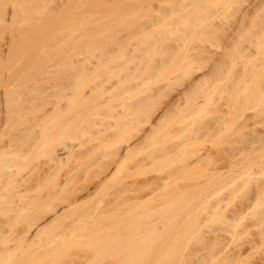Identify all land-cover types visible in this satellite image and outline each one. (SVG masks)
I'll list each match as a JSON object with an SVG mask.
<instances>
[{"label":"rangeland","instance_id":"374dc122","mask_svg":"<svg viewBox=\"0 0 264 264\" xmlns=\"http://www.w3.org/2000/svg\"><path fill=\"white\" fill-rule=\"evenodd\" d=\"M99 1L102 0H92L91 8L95 16L93 17L94 19L98 17V20H95L88 30L84 27L75 28L76 30L62 28L58 31L48 28L32 34L38 57L45 59L48 53L50 57L47 63L52 57L50 66L46 65V68V60L39 58L37 59L41 60L40 62L35 61V58L29 61L31 64L29 69L34 65L37 69L30 71L25 75L27 77H24L26 80L28 78L26 81L28 93L31 94L32 91L33 94L35 90H38L37 94L35 93L32 98L28 94L29 100L27 99V103L23 104L24 113L22 114L21 111V116H18L20 107H12L9 120L13 112L17 110L14 117L0 125L2 126L0 128H4L10 135L1 129L0 141L6 143L7 138L11 140L14 138L15 146L17 142L24 143L26 137L23 132H26L28 125L25 124L27 123L25 119L30 118L31 114L40 113L38 104L48 92L51 93L52 88L44 93L40 90L42 91L44 87L46 89L49 81L55 77L52 76L53 74L57 73L58 78L59 74L67 75L79 69L78 72H81L80 75L82 74V78L85 77V79L81 80L82 84H78V91L82 89L86 91L91 85L90 79L95 76H122L124 82L121 86L126 90H123L125 93L122 91L124 96L121 92L122 95L118 98L121 94L118 90L119 95L112 99L120 101L119 104L121 100H126V102L122 101L125 104L133 99L131 103L134 102L136 105H132V108H135L138 103L134 100L139 99V106L136 107L141 108L136 109L140 113L138 118L141 120L143 113L145 118L148 115L150 117H148L149 121L144 118L139 123L140 134L135 131V125H138L136 123H133L135 125L131 123L122 131L126 138L136 132L138 137L140 136V143L127 153L114 174L106 178L104 181H107H103L104 183H101L98 188L93 185V180H89L90 177L92 179L93 172L89 173L88 182L84 179L85 174L79 170L74 177L76 179L73 178L67 186L61 187L60 193L63 192L61 198L64 199L69 193V188L84 184L88 185V189L84 188L85 191L80 189L77 192L84 196L86 193L83 192L90 191L89 197L82 198V201L78 203L81 206L78 204L75 208L72 206L73 210L67 208L64 201L58 206L61 209L66 207V212L70 210L71 215L65 214L67 217L63 218V221L67 222L79 214L82 207L89 208L90 206H85L87 202L89 205L96 201L94 204L100 206L105 204L106 200L107 202L110 200L108 209L115 208L114 205L121 203L123 198L118 202L112 201L109 196L111 192L125 183L140 185L141 200L137 204L139 206H136L140 213L139 227L129 236L74 232L63 234L57 239V236L52 238L51 235L48 237L45 234V239L42 237L44 243L41 240V242L35 241L32 246L31 243L26 246V249L18 248L15 249L16 251L7 252L10 255L14 252L15 256L12 254L10 257L3 253L0 259L4 261V264L8 261L7 264H264V8L263 10L257 8L258 12L259 10L261 12H259L261 17L258 15V18L257 11L255 14L246 11V4L250 0H103L101 3L105 2L106 7ZM158 4H162V7L157 9L156 13L155 8V10L151 9ZM169 6L175 8V13L172 15L166 13L164 17L160 12L164 11L163 8L170 9ZM153 16H156V19ZM100 21L108 27L105 32L101 29V33L99 31L97 34L93 29L98 26L97 24L103 25ZM148 23H151L149 24L151 26H147L144 30L145 24ZM93 25L95 28L92 27ZM176 26L179 30L178 28L175 30ZM6 28H0V35H3V39L0 38L1 44L6 36L10 38L15 34L17 36H14V40H17L22 29L25 30L24 27H14V30L13 27L10 28L11 30L9 27ZM90 29L91 32H88ZM153 30L157 32L156 37L160 41L154 40L155 34L151 32ZM84 33L88 36L85 37L86 41L90 37L89 34L94 39L89 41L90 43L84 41L85 44L82 45L80 35L82 38ZM126 33H130L128 38L125 36ZM54 35L59 39H55ZM140 36L141 39L138 38ZM150 39L151 44L148 42ZM70 41L73 42L72 47H70ZM51 43H55L54 45L58 43L60 48L54 46L55 49ZM80 47L83 49L79 50ZM41 48L43 51H39ZM53 48L56 52L60 50L63 54L66 51L68 54L71 52L72 56H77L73 57L75 60H72L73 58L69 55L61 54L59 59L60 51L56 55V52L50 55ZM77 49L81 52L77 53ZM70 50L74 52V55ZM62 56L68 58L67 62L73 61V65L77 68L73 69L72 65L70 67V62L67 65L64 62L66 57L62 58ZM10 59L7 62H0V64L4 63L0 65L1 79L4 76L3 73L8 71L13 70L16 74V65L18 61L22 62L16 59V54ZM54 59H57L56 64ZM43 61L45 64L41 68L40 63ZM8 62L9 64L6 65ZM188 63L190 65L192 63L191 67ZM4 67L5 70H3ZM49 76L50 78L47 79ZM192 77H200L201 83H196L194 87L188 86ZM15 82L14 91H19L22 88L19 85L20 77ZM0 87L1 90L2 86ZM107 95L104 93L100 98H107ZM51 97L54 98V96ZM95 99L97 98H94L97 103ZM110 100L111 98H108L107 101L98 102V105L93 103L95 107L97 106L96 110L94 109L97 111V115L94 114L97 119L91 116L92 119L94 118L93 122H99L102 115L108 111L107 107H105L106 111L102 110L103 103L118 105L115 100ZM63 101L61 100L62 104L65 102ZM77 107L79 106L75 108ZM81 107H79L81 112L85 111L86 107ZM117 109L120 108L116 107L115 110ZM128 109L129 107L127 111ZM86 111L85 113L88 112ZM122 111L125 110L122 109ZM62 117L58 115L54 119L55 126L57 123V125H63L61 122L63 123L64 120L60 119ZM21 118L25 122L20 121ZM129 118L123 117L119 120L129 122ZM103 120L105 122L106 118L103 117ZM156 120L157 123L148 130L150 122ZM75 122L80 123L79 127H71L68 132L66 129L64 132L60 126L58 127L60 130L55 127L54 129L57 128L56 131L53 130L55 140L51 139L49 143L56 146H60V143L66 144L71 150L74 147L73 150L79 151L90 145H100L103 136L111 133L108 129L102 135L98 134L97 140L92 139L94 137H91L90 130H93L88 124L83 121ZM19 127H23L22 131L19 129L23 135L13 133L14 137L11 136V133L16 132ZM60 131L64 132L63 136ZM5 132L7 135L4 136ZM136 134L128 141L123 138L121 145L124 141V145L132 142ZM1 135L5 138L9 137L4 138L3 141ZM25 135L28 137L30 134L25 133ZM20 136H24L23 141V137ZM257 136H261L262 140ZM28 138L30 140V137ZM95 141L97 144H94ZM3 143L0 142V145ZM19 143V151L16 152L18 147H15L12 157L15 158V155L25 150L28 153L25 155L26 158L31 154L26 159L28 163L25 161L22 166L24 171L22 170L21 173L33 169L35 163L37 162L38 165L40 160L47 161L46 153L41 152L39 155L35 148L29 149L31 153L27 151L30 142L29 144L28 141L25 142L27 144L25 146ZM2 145L0 148L4 146ZM68 147L63 151L66 154L71 152ZM99 148L94 152L95 154L104 147ZM63 152L62 155L60 154L62 157L66 155ZM48 162L46 164L44 162V165L41 162L39 165L45 168ZM37 172L33 173L37 174ZM120 180L126 182L121 186ZM2 181L5 183V179ZM46 183L43 185L46 186L43 187L44 189L53 185L50 182ZM2 206L3 208L5 206L3 202L0 203V210L3 209ZM3 216L4 214L0 216L2 221H4ZM127 217L126 220L129 219V216ZM112 219L110 218L108 222ZM126 220L118 223L125 225ZM16 221L12 222L13 228H17V224H22L21 220ZM5 225L4 228L8 224ZM48 239L51 242L54 239L55 241L49 246ZM42 244L46 249L42 247Z\"/></svg>","mask_w":264,"mask_h":264},{"label":"bare ground","instance_id":"6f19581e","mask_svg":"<svg viewBox=\"0 0 264 264\" xmlns=\"http://www.w3.org/2000/svg\"><path fill=\"white\" fill-rule=\"evenodd\" d=\"M110 1H112V0H110ZM101 4H102V6L106 7L105 2L101 3ZM161 5L162 4H158V6H155V7L153 6V9H151V10L156 9L155 11L157 13V9L161 8L162 7ZM91 6H92V0H0V28L3 27L5 29L6 27H9V29H10L13 27L12 28L13 30L16 27H18V28L24 27L25 28V30L22 29V33H20L19 38L17 40H14V36H17L14 34L13 36L11 35L10 38H7V36H6L4 42L2 40V44L0 41V62H2V61L7 62V60L12 58V56L15 54H16V59L22 61V62L18 61V64L16 65L17 67L15 65H11L12 67H16V69H17L16 74L12 70L10 72L8 71L7 73H3L4 74L3 78L2 79L0 78L1 79L0 85L2 86V89L0 90V125L2 124V122L9 120L12 107H15V106L20 107L21 110L20 111L18 110L19 111L18 116L21 114V111L23 114L24 111L22 110L23 109L22 106L27 101V99L29 100L28 94H30V93H28V88H27L28 83L26 85V81L28 80V78L26 80L25 77H27V76H25V75H27V73H30V71H32V70L36 71V69H37L36 68L37 66L35 67V65H34V67H31V69H29V65H31L29 61L33 58H35V61L36 60L38 61L39 59H41L38 57V55L36 53V43H35V40H34V37L32 36V34L38 32V31L44 30V29H48V28L55 30V31H58L59 29L61 30L62 28H65V29L73 28L72 30H76L75 28L82 29L84 27L85 29L88 30V28H90L91 24H93L95 20H98V17L94 19L95 16H94V13L92 11ZM183 7L184 6H182V8ZM258 7L261 9L264 8V0H250V1H248L246 4V11L250 12L251 14H255L257 11L256 14L258 17L259 12H260V10H259V12L257 10ZM162 10H164V11L160 12V14L163 16L166 13L168 15H172L175 13V8H172V7H170V9H168V10H165L164 8ZM158 12H159V10H158ZM164 17H162V19ZM251 17H252V15H251ZM259 17H261V15H259ZM159 18H161V17H159ZM253 18H254V16H253ZM152 20H154V19H152ZM167 21H168V19H167ZM100 23H102L103 25L97 24L98 26L95 25L96 28L94 27V25L92 26L93 28H95L93 30L94 31L96 30L95 33H97V32L99 33V31L101 33V29H102V32L106 31V29H107L106 27H108V26L104 25V23L102 21H100ZM152 23H154V21ZM149 24H151V23L145 24L146 26L144 28H143V26H144V24H143L141 28H143L145 30V29H147V26L148 27L151 26ZM263 24H264V22H263ZM99 26L100 27L103 26V27L98 29L97 27H99ZM263 26H262V28H263ZM104 27H105V29L103 30ZM154 28H156V27H154ZM177 28L178 27L176 26L175 30ZM91 29L88 32H91ZM140 29H139V31H140ZM155 30H157V29H155ZM155 30H153L151 32H154L152 34L153 35L155 34V37H156L158 34ZM177 30H179V28ZM151 32H149V33H151ZM58 33H60V32H58ZM138 33H140V32H138ZM71 34H72V32H71ZM84 34L85 35H83V37L85 40L83 39V37L81 38V35H80V39L83 41L82 45H84L85 44L84 41L87 40L85 37H88V36H86V33H84ZM92 34L95 35L93 31H92ZM128 34H130V33H128ZM128 34L126 33V35H125L126 38H128L130 36V35L128 36ZM135 34H137V33H135ZM143 34H142V36H143ZM56 35H58L57 32H56ZM89 35H90V37L88 38V41H86V42H89V41L94 39V38H92L91 34H89ZM147 35L149 36V34H147ZM155 37H154L155 41L156 40L160 41L159 39H157V37L156 38ZM0 38L3 39V35H0ZM54 38L57 39L58 37L56 38V36L54 35ZM74 38H76V37H74ZM78 38H79V36H78ZM138 38L141 39V36ZM149 38H151V37H149ZM52 39H53V36H52ZM55 39H54V41H55ZM151 39L148 40V42L151 41ZM71 40L73 41V39H71ZM145 40H146V38H145ZM154 40H152V41L154 42ZM72 41L69 42V43H71L70 47H72V45H73ZM158 41H157V43H158ZM55 42H58V41H55ZM146 42H144V43H146ZM154 43H152V44H154ZM54 44L51 43V45H53L52 47H54V46L58 47V45H59V44L58 45L57 44L54 45ZM79 44H81V43H79ZM149 44H151V42H149ZM86 45H88V44L86 43ZM58 48H60V47H58ZM55 49L53 50V52L50 53V55H52L54 52H56ZM82 49L83 48L80 47L79 50H82ZM72 50H74V49H72ZM72 50H70V51H72ZM77 50H76V52H77ZM79 50L77 53L81 52ZM84 50H85V47H84ZM39 51H43V48H41ZM58 51H60V50H58ZM58 51L55 53V55L58 53ZM59 53H60L59 59H61L62 51H60ZM72 53L74 55L73 51H72ZM65 54H67L66 56L69 55L70 58L77 56V55L72 56V55H70L71 52H69V54H68V53H66V51L63 52L62 55H65ZM47 56H48V58L46 59ZM66 56H62V58L66 57ZM46 57H45V59H41V60H46L45 63H47V61L49 60V57H50L48 55V53L46 54ZM37 58H39V59H37ZM51 59H52V57H51ZM51 59H50V61H51ZM57 59H54V61L55 60L57 61ZM65 59L66 60L64 62L67 65L69 64L68 62H70V65H69L70 67L72 65L73 69L77 68L73 65V61L70 60L67 62L68 58L66 57ZM41 60H39L38 62H40ZM72 60H75V58H73ZM50 61L47 64H45L43 61L42 62L43 64L40 63L41 65L40 64L39 65L41 67L45 64V66L47 65L49 67ZM56 61H55V64H56ZM34 63H36V62H34ZM1 64L3 65L4 63H1ZM8 64H9V62L6 65H8ZM36 64L38 65V63H36ZM188 65H190V64L188 63ZM191 65H192V63H191ZM191 65H190V67H191ZM47 66H46V68H47ZM41 68H43V67H41ZM0 69H1V67H0ZM3 70H5V67ZM1 71H2V69H1ZM78 71H79V69H77V70L75 69V70L71 71L70 74H67V75L66 74H59L58 78L56 77L57 73H55V75L53 74L52 76L53 77L55 76V77L52 78L51 81H49V85L46 86V89L44 87V89H43L44 91L40 90V92L44 93L45 91H47V89L49 91L52 88L51 89L52 91L50 90V92L53 95L49 92H48L49 94L47 93L46 96L44 94L45 97L42 98L40 104H38L40 106V111H38V112H40V113L37 115L31 114L32 116H30V118L27 117L28 119H25V120H27L26 121L27 123H25V124L26 125L28 124L27 128L25 129L26 132H23L24 136L26 137L25 138L26 140L24 141L23 144L22 143L21 144L23 146H25V144H26L25 142L28 141V144H29V142H30V144H29V148L27 149V151L29 149L32 150L33 148H35L34 150H37L39 152V153L37 152L39 155L41 152H43L44 154L46 153L45 155H48L47 161H49V162L47 165H45L46 166L45 168H42L43 167L42 165L47 163V161H45V159H44L42 161L41 160L38 161L39 162L38 165H37V162L35 163L36 165L34 166L33 169L36 172L38 171L37 174H34L36 172L32 171L33 169L28 170V172L26 171V173H21L22 170L24 171V169H23L24 167H22V166H24L26 159L29 158L31 154L26 158L25 155L28 153L26 152V150L25 151L23 150L24 152H19L20 155L19 154L15 155V153H14L15 158L12 157L13 156L12 154H13L14 150L18 147L19 142L16 141L17 144L15 146L14 145L15 143L13 142L14 138H12L11 136L14 137L13 133H19V135H23V133H20V130L22 131L23 127L22 128L19 127L16 129V132L11 133L10 137L13 140L7 138L9 136H7L6 137L7 139H6L5 137H3V135H1L3 137V138L1 137L2 138L1 140H3L5 138L7 142L3 143L2 141H0L4 145L3 146L1 144L3 147L0 148V200H2L1 202H3L5 204L4 208L2 206L3 209H1L0 211L4 214V216H3L4 221L8 225L6 228H4L6 226L5 225L6 223H4V221H2L1 217H0V233H1L0 234V236H1L0 237V244H1L0 255H2L3 253H4V255H6L13 250L16 251L18 248H19V250L21 248L24 249L26 246L30 245V243L32 246V243L35 241L36 242L40 241V240L43 241L45 239V236H44L45 234H47L48 237H49V235H51V237L55 236L54 238H56V236H57V239H58V237H60L63 234L67 235V234H72L74 232H77V233L79 232V233H83V234H84V232H85V234L86 233L87 234H101V235H105V236H107V235L129 236L130 234L135 232V230L139 227L138 217H140V213H139V210L136 208V206L137 207L139 206L137 204L141 200V197L139 195V190H140L139 186L140 185L139 186H136L135 184L128 185L125 183L126 181L124 182V180H122L123 182L120 180L121 186L123 183H125L122 187L119 186V189L117 187L115 191H113L109 194L112 201L115 200L116 202H118V200L120 201L123 198L121 200V203L118 202L119 206L117 204H115L114 206H116V207L115 208L110 207V210H109L108 209L109 204H111V202L109 203L110 200L108 202L106 200L105 204H101L100 206H97L98 204L97 205L94 204V203H96V201L89 203V205L87 204L88 203L87 202L85 204V206L91 207V205L93 204L91 208L90 207L89 208H87V207L83 208L82 207V210H80L79 214H77L75 217L71 218L67 222L63 221V218L66 216L65 214H67V216L71 215L70 210H73L75 208V206L79 202L82 201V198L89 197L90 191L83 192L84 194L86 193L83 196V195L79 194L77 192V190L81 189V190L85 191L84 188L88 189V185L84 184L80 187L73 186L72 188H69L70 190L67 189V190H69V193H67V195L63 199V198H61V194L63 192L61 191L62 193H60V189H62L61 187L67 186V183H69L71 180H73V178L76 176V174L78 173L79 170H81V172H83L85 174L84 179L87 181H88V178L90 177L89 173L90 172L94 173V175H92V179L90 177L89 180H93V185H96V188H98L101 183L106 182L107 180L106 181H104V180L114 174V172L116 171V168H118L119 165L123 162V159H125V156L127 155V153L135 145H136L135 147H137L138 146L137 144L140 143L139 141L141 139L139 138L140 136L138 137L137 134H140L139 131L141 129H139L140 127H138V126H140L139 123L145 118L144 113H143V116L141 115L143 118L140 116V118H142L141 120L138 118L140 113L136 109H139L140 107L139 108H136V107L139 106V104H138V103H140L139 99L134 100V101L138 102L137 106H135V108H132L133 107L132 105L135 104L134 102L131 103L133 99L129 100L130 103L128 101L127 102L128 104L127 103L124 104V102H126V100L125 101L121 100V104H119L120 101L115 100V98H116L115 96L119 95L118 90H120L119 91L120 93L124 90L123 86H121L124 82V78L122 76H120V75H116L114 77H112L113 75L112 76L111 75H104V76H98V77L95 76V77L90 79L91 85L88 87V89H86V91H83V89L78 91V89H77L78 84L79 83L82 84L81 80L85 79V77L82 78L83 77L82 74L80 75L81 72L79 73ZM0 73H2V72H0ZM32 73L33 72H31V74ZM62 75H64V76L62 77ZM28 76H30V74ZM47 76H44V77H47ZM19 77H20L19 85H21L22 88L19 90V87L17 85V87H18L17 90H19V91H14V86L16 83L15 80L19 79ZM42 78L43 77L41 76V79ZM49 78H50V76L47 79H49ZM59 78H62V79H59ZM112 78L116 79V80H113ZM42 80L44 81V79H42ZM196 83H201L200 77H195V78L192 77L190 79V82L188 83L189 84L188 86L194 87ZM34 90H35V88L33 87V91ZM37 91L38 90H35V92L33 94L31 91V94H30L31 97L30 98H32V96H34V94ZM124 91H126V90H124ZM104 93L108 94L107 95L108 97L105 96L107 98H104V97L100 98L102 96V94H104ZM122 93L120 94V96H118V98L121 97ZM124 93L122 96H124ZM95 94H97V95H95ZM59 95H60V97H59ZM98 95H100V96H98ZM51 96H54V98H52ZM93 96H95V97H93ZM112 97H115V98L112 99ZM94 98H97V99H95V100H97V103L98 102L102 103V101H105V100L107 101L108 98H111V100H115L118 103V105H114V106L112 104L109 105L108 103L102 104L104 106V108H102V110L104 109V111H106L108 109V111H106L104 113V115H102L104 118H106L105 122L103 120V117H101L100 120H98L99 122H97V121L93 122L92 121L94 118L92 119L91 116H94L95 119H97V117L95 116V115H97V113H96L97 111H94V109L96 110L97 106L95 107V105H93L94 102H95V104H97V103H96V101H94ZM100 99H101V101H100ZM103 99H105V100H103ZM61 100L65 101V102L63 101L64 104L61 103ZM122 101H124V102H122ZM129 104L131 107L130 106H128V107H129V109L131 108L130 109L131 111L129 109H128V111H130V112L127 111V108H128L127 105H129ZM123 105L125 108L123 107ZM76 106H79V107L84 106V107H86L85 111L87 110L88 112L87 111H86L87 113H85V111L81 112V109L79 107L75 108ZM105 107H107V109ZM116 107H118L120 109L115 110ZM30 108H31V105H30ZM196 108H198V107H196ZM122 109H124L126 112L122 111ZM82 110H84V109H82ZM102 110H101V113H102ZM98 111H99V109H98ZM15 112H17V110ZM15 112H13V113L15 114ZM127 112H128L129 116L126 115ZM25 113H27L26 110H25ZM14 114L10 120H12V118L14 117ZM58 115L63 116L62 118H60V119L64 120L63 123L61 122V125L63 124L62 126L57 125L58 123L55 126L54 119H56V117ZM23 116H25V115H23ZM125 116H127V118H125ZM15 117H16V115H15ZM123 117H124V119H128L130 117L131 120L129 118V122H125V120H124V122H122L119 119H121ZM148 117H149V115L146 116V118L144 120L149 121L150 117L149 118ZM109 119H113V120L110 121ZM21 120H23V119L21 118L20 121ZM60 121H62V120H60ZM75 121H83V122H86L88 124V126L93 130V131L90 130L91 137H94L92 139L98 138L97 137L98 134L102 135V133H104L108 129L111 130V133L110 132L106 133L103 136V138L101 140L102 142L100 145H93L92 144L93 146L90 145V147H87L86 149L84 148L83 150H79V151L73 150L74 147L71 150L70 146L68 147V145H66V144H65L66 145L65 146L62 143H60L62 146L61 145L56 146V144L52 145L51 143H49V140H51V139L55 140L53 138V133H54V131H56V129L59 126L62 127V129H64L63 130L64 132H66V131L68 132V130L71 127H77V126L79 127L80 123H76ZM23 122H25V121L23 120ZM23 122H21V123L23 124ZM131 123H132V125H135L133 123L138 124V125H135V131L138 133L136 134V132L134 131L135 133L133 134L134 136H135V134L137 136L135 138H133L134 140H132V142H129L130 144L126 143V145H124V143H125V141H124L123 145H121L123 138H125L126 141H128L133 136V135H129L126 138L123 136L124 133L122 134V131H124V128L126 126L130 125ZM156 123H157V120L154 122H150V127L148 130H151L152 127ZM22 124H20V125H22ZM25 124H23V125H25ZM7 125H5V126H7ZM0 127H2V126H0ZM55 127H57V128L54 129ZM93 128H95V130ZM1 129H4V128H0V130ZM58 129L60 130V128H58ZM62 129H61V131H62ZM65 129H66V131H65ZM130 130L131 129H129V131ZM132 130H134V129H132ZM4 131H6V130L4 129ZM1 132H3V130ZM6 132L10 135V133L8 131H6ZM6 132L4 133V136H5ZM32 132H33V134H32ZM25 133L33 135V136H30V135L28 136V137H30V140L25 135ZM63 133L61 134L62 136H63ZM143 133H144V130H143ZM145 133H146V131H145ZM128 134H130V133H128ZM17 135H15V136H17ZM24 136H22L23 137L22 141L24 140ZM58 136H60V135H58ZM257 137L261 138V136L260 137L257 136ZM17 138H18V136H17ZM15 140H17V139L15 138ZM260 140H262V138ZM95 142L96 143H94V144H97V141H95ZM63 143H65V142H63ZM21 144L19 143V145H21ZM100 146L104 147L103 150H100L98 153L95 154L94 152L97 149L99 150ZM67 147H68V149L70 148L71 152L66 154L63 151ZM78 147H79V145H78ZM23 149H26V148H23ZM17 151H19V147L16 150V152ZM21 151H22V148H21ZM29 152H30V150H29ZM62 152L64 154H66L64 157L61 156ZM43 153H42V155H43ZM16 156H18V157H16ZM93 156H96V157L94 158ZM48 158H49V160H48ZM40 163L42 165H39ZM91 170H93V171H91ZM32 173L34 176L32 175ZM2 179H5V181H4L5 183H3ZM74 179H76V178H74ZM137 180L138 179H136V181ZM46 182H50L53 185L50 187L47 186L48 188L44 189L46 186L44 187L43 185H45ZM50 183H49V185H51ZM132 183H133V181H132ZM151 184H152V182H151ZM59 186H60V188H59ZM6 191H7V193H5ZM65 194L66 193H64V195ZM98 200H101V199H98ZM63 201L66 203L67 208H70V210L67 211L68 213L66 212V210H67L66 207H63L61 209V208H59L60 206H58L59 204L64 203ZM101 202H103V201H101ZM97 203H98V201H97ZM78 205L81 206V204H78ZM72 206H74V208H72ZM112 209H115V210H112ZM74 211H76V210H74ZM1 214H0V216L3 215V214L2 215ZM127 216H129L128 220H126V218H128ZM110 218H113V219L111 220V222H108V220L110 221ZM17 219L21 220L22 224H17L18 227L13 228L12 222L16 221ZM124 220L127 221V224L125 223V225H123L121 223L122 225H120V223H118V222H122ZM60 222H63V223L60 224ZM117 224H119V225H117ZM17 225H15V226H17ZM52 238H50V239H52ZM50 239H48L49 243H50L49 246L52 245L51 243L53 241H55V239H54L51 242ZM43 243H44V241H43ZM33 244H35V243H33ZM46 244H47V242H46ZM44 246L42 244V247H44ZM47 246H48V244L46 245V247ZM46 247H44V249H46ZM57 247H58V245H57ZM42 251H43V249H42ZM18 252L21 253V251H18ZM18 252H16V253H18ZM28 253H30V252H28ZM12 254L15 256L14 252L11 253V255ZM25 254H26V252H25ZM25 254H23V255L25 256ZM8 255L11 257L10 254H8ZM20 256H21V254H20ZM15 258H13V259H15ZM16 259H18V258H16ZM11 260L12 259L10 258V262H11ZM21 260H22V258L20 259V261ZM0 261H1L0 263L4 264L3 260L0 259Z\"/></svg>","mask_w":264,"mask_h":264}]
</instances>
